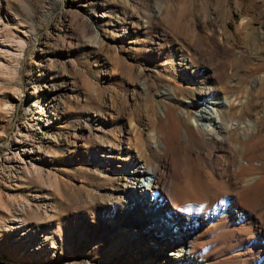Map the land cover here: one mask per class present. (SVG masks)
<instances>
[{"label": "rangeland", "instance_id": "374dc122", "mask_svg": "<svg viewBox=\"0 0 264 264\" xmlns=\"http://www.w3.org/2000/svg\"><path fill=\"white\" fill-rule=\"evenodd\" d=\"M247 98L264 112V0H0V264H170L126 187L163 156V202L197 254L246 264L252 233L219 212L225 173L194 153L182 175L188 145L168 127L161 155L157 138L169 106L195 121L207 101L233 114Z\"/></svg>", "mask_w": 264, "mask_h": 264}, {"label": "bare ground", "instance_id": "6f19581e", "mask_svg": "<svg viewBox=\"0 0 264 264\" xmlns=\"http://www.w3.org/2000/svg\"><path fill=\"white\" fill-rule=\"evenodd\" d=\"M226 99L229 101V97ZM250 103V98L245 102L241 101L240 110L231 114L229 111L221 110L224 100L212 99L203 104L195 121L189 120L182 111L176 113L173 107L169 106L166 110V118H162L159 123L162 130V135L159 136L163 140L158 141L157 138L159 142L157 147L162 152L158 150V154L161 155L170 147L166 129L172 127L177 133L176 139L179 143L188 145V151L183 157V165H178L182 175L191 168V156L194 153L201 170L206 169L203 166L206 160L213 163L216 171L225 173V182L229 190L224 193V203L220 206L219 212L227 216L232 214L235 216L234 211H236L240 217H243V231L251 232L253 241L248 242L242 248L243 251L239 252L240 259L246 264H264V161H258V158L255 160L256 155L253 154L259 147L264 156V112L259 113L256 109V111L248 110ZM185 104L187 106L192 103L185 101ZM181 126L185 131L181 130L184 132L179 135ZM171 165L163 156L157 164L144 169L137 162L131 166L129 173L135 182H130L126 187L138 194L142 201L139 202L142 221L138 226L140 229L137 230L142 232L143 236H152L154 244L158 243L157 247L153 246L155 249L174 248L170 253L172 258L170 264H221V261L215 258L197 254L194 243L199 233L184 235L186 225L182 221L185 217L173 212L163 202L162 195H169L170 192ZM197 170L199 176L198 167ZM144 174L147 177L144 179L145 182H142L141 178H144ZM192 184L193 179L189 178L184 188L189 190ZM156 191L158 196L155 194ZM148 195L151 196L149 201L146 200ZM172 204L173 209L178 206L177 202L173 201ZM201 221L205 223L208 218L205 217ZM176 227L180 228L178 232ZM161 261L162 259L157 257V259L153 258V262L148 258L140 262L159 264Z\"/></svg>", "mask_w": 264, "mask_h": 264}]
</instances>
